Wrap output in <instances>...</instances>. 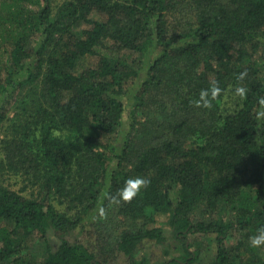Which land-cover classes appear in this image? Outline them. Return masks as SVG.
<instances>
[{"label":"trees","instance_id":"obj_1","mask_svg":"<svg viewBox=\"0 0 264 264\" xmlns=\"http://www.w3.org/2000/svg\"><path fill=\"white\" fill-rule=\"evenodd\" d=\"M54 7L0 0V176L25 181L0 180V264H152L145 245L167 229L180 255L163 264L199 263L197 235L218 243L209 264H264L249 244L264 226V0ZM213 82L224 94L194 107ZM135 176L150 186L98 218L101 194ZM87 228L98 251L68 237Z\"/></svg>","mask_w":264,"mask_h":264},{"label":"rangeland","instance_id":"obj_2","mask_svg":"<svg viewBox=\"0 0 264 264\" xmlns=\"http://www.w3.org/2000/svg\"><path fill=\"white\" fill-rule=\"evenodd\" d=\"M54 1V9L57 10L60 5H63L66 2L72 1V0H53ZM31 8H34L31 6ZM35 9V8H34ZM97 18V17H96ZM91 59H84V61L81 63L80 67H85L89 65L91 62ZM0 180L7 185L10 186L12 189L15 190H22L25 187V181L22 177H19L13 173H8L7 171L0 176ZM167 237H168V243L164 246L162 245H156L154 243H148L145 246L144 253L146 256L152 257V264H163L168 259H171L173 257H178L180 255L179 249L180 244L178 241L175 240L174 235L167 229ZM69 239L73 242L80 241L82 243H85L88 246H91V248L95 251H98V242H99V235L96 233L94 229L87 228L85 231L78 230L76 232L70 233L68 235ZM239 238L238 233H235V235L228 240V244L230 246L235 245ZM215 237H205L201 235L192 236L190 238V242L196 243L194 245L193 250L201 249L202 253V260L199 263L196 264H209L210 262H213V259L216 256L217 250H218V243L216 240H214ZM35 239L30 241L31 251H33L35 254H37L39 261L43 259L41 256L42 247L39 244H35ZM50 241L53 245V247H57L59 244V240L56 236H54L52 233L50 234ZM210 248V250H207ZM168 252L169 254H166ZM114 261H117L115 264H128L127 258L120 257L118 259H115Z\"/></svg>","mask_w":264,"mask_h":264},{"label":"clouds","instance_id":"obj_3","mask_svg":"<svg viewBox=\"0 0 264 264\" xmlns=\"http://www.w3.org/2000/svg\"><path fill=\"white\" fill-rule=\"evenodd\" d=\"M246 77L247 71L236 74V80L238 82H242ZM247 92V88L242 86V84H238L234 88V95L241 100L247 98ZM223 94L224 89H222L217 82H213L208 88L201 89L198 98L193 99L190 103L196 108L210 109L213 106V102L219 99ZM259 105L261 111L257 114L258 118L264 117V98L259 100ZM150 183V179L146 177H130L125 180L123 187H121L117 193H102L96 209L97 217L100 219H106L108 209L111 207L119 206L122 203H131L140 195L142 190H145L150 186ZM249 244L253 248L264 247V226L257 228L255 234L249 237Z\"/></svg>","mask_w":264,"mask_h":264}]
</instances>
